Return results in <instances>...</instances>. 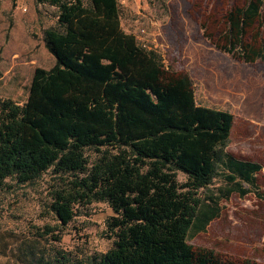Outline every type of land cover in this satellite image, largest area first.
I'll use <instances>...</instances> for the list:
<instances>
[{
  "label": "trees",
  "instance_id": "obj_1",
  "mask_svg": "<svg viewBox=\"0 0 264 264\" xmlns=\"http://www.w3.org/2000/svg\"><path fill=\"white\" fill-rule=\"evenodd\" d=\"M34 2L56 9L43 37L55 63L34 68L24 102L0 98V188L50 171L48 207L61 225L107 202L112 246L78 264H251L187 240L218 209L200 210V188L221 174L244 195L261 170L227 150L233 114L198 104L188 72L125 32L118 0ZM228 2L205 34L236 58L264 61V0Z\"/></svg>",
  "mask_w": 264,
  "mask_h": 264
},
{
  "label": "rangeland",
  "instance_id": "obj_2",
  "mask_svg": "<svg viewBox=\"0 0 264 264\" xmlns=\"http://www.w3.org/2000/svg\"><path fill=\"white\" fill-rule=\"evenodd\" d=\"M118 3L123 30L156 52L165 67L188 72L198 104L233 114L227 150L261 164L255 185L242 183L248 189L244 195L231 190L221 174L198 190L200 210L214 201L218 209L203 228H190L188 243L235 261L264 264V61L236 58L205 34L203 23L211 27L228 0ZM55 12L54 6L34 0H0V98L24 102L34 68L54 65L43 37L45 28L56 25ZM177 178L184 181L185 175L178 172ZM54 183L50 171L24 184L5 179L0 188V264H78L112 246L106 227L113 215L109 204L78 207L76 216L61 225L48 207ZM46 226L55 230L42 235Z\"/></svg>",
  "mask_w": 264,
  "mask_h": 264
}]
</instances>
